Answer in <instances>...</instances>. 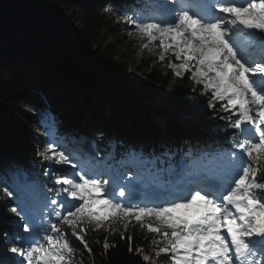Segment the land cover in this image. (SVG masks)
<instances>
[{
    "label": "snow or ice",
    "instance_id": "1",
    "mask_svg": "<svg viewBox=\"0 0 264 264\" xmlns=\"http://www.w3.org/2000/svg\"><path fill=\"white\" fill-rule=\"evenodd\" d=\"M128 22L147 38L143 47L159 42L160 61L168 53L181 61L170 63L175 76L190 73L202 94L211 91L213 101H226L220 107L237 117L232 127L242 137L239 153L210 166L169 169L175 179L151 185L154 198L147 202H133L136 181L113 177L109 185L95 166L59 176L56 194L62 199L48 208L55 222L43 218L47 205L35 214L22 208L27 235L13 237L8 251L21 258L19 264H72L75 249L65 227L91 253L89 228L112 234L117 225L127 230L134 221L158 237L150 241L158 246L155 255H168L172 264H264V182L257 180L264 171V0H146ZM45 156L71 163L55 139ZM125 188L128 199L121 202ZM103 247L107 252L115 245ZM150 259L143 256L146 264Z\"/></svg>",
    "mask_w": 264,
    "mask_h": 264
},
{
    "label": "trees",
    "instance_id": "2",
    "mask_svg": "<svg viewBox=\"0 0 264 264\" xmlns=\"http://www.w3.org/2000/svg\"><path fill=\"white\" fill-rule=\"evenodd\" d=\"M114 1L116 4L125 3L123 0ZM107 2L108 0H0V165L15 163L27 167V160L20 148L31 153L37 152L35 138L29 133L35 118L22 106L30 104L36 110L45 112L46 100L40 90L48 95L49 100L55 98L52 103L53 111L59 117L58 125L62 130H72L87 115H97L101 121L97 125L100 132L117 129L136 146L151 145L148 139L157 133L154 113L159 108L151 103L150 96L138 93L136 79L129 73L130 63L127 57L122 59L124 55L121 46L110 42L107 32L116 31L112 28L115 25V13L107 10L102 12ZM62 5L77 8L82 22L79 33L67 43H61L47 35L46 27L40 22L45 12L58 14ZM116 35L113 34L119 41L120 36ZM133 62L136 63L137 58ZM141 63H144V69L150 67V72L145 73L150 83L167 87L174 82L173 101L186 106L192 104L186 98V92L193 84L189 75L178 78L168 66H151L147 58H142ZM62 86L70 91L69 94L60 92ZM94 88H98L102 98L119 107L120 111L108 113L104 109H98L89 113L90 93ZM152 91L156 90L153 88ZM73 94H77L78 98H73ZM215 102L216 108L210 110L202 101L198 102L203 112L209 115L199 121V131L191 129L185 135L180 128V121L174 119V138L180 140L183 136H188L195 142L201 139L200 144L206 146L215 141L222 143L230 138L232 131L228 127L229 121L218 101ZM140 124L144 128L138 135H134ZM223 124L227 126L225 132L222 131ZM207 132H211V138L206 136ZM12 134L16 135L18 143L10 137ZM157 137L158 134L156 140H159ZM259 177L264 180V171ZM0 192H3L1 183ZM65 229L77 260L84 264H146L137 249L139 244L148 248L155 237L142 230L134 221L127 230H115L112 234L105 229L92 231L89 228L86 234L92 250L89 253L71 236L70 230L67 227ZM121 234L125 239H121ZM128 236L132 237L131 243ZM106 239L110 246L115 245L107 252L103 247Z\"/></svg>",
    "mask_w": 264,
    "mask_h": 264
},
{
    "label": "rangeland",
    "instance_id": "3",
    "mask_svg": "<svg viewBox=\"0 0 264 264\" xmlns=\"http://www.w3.org/2000/svg\"><path fill=\"white\" fill-rule=\"evenodd\" d=\"M138 10V9H136ZM41 24L43 26L46 27V33L47 35H49L50 37L55 38L56 40L60 41L61 43H67V41L75 36L76 34L79 33L81 27H82V22L80 20V14L78 12V9L73 7V6H65L62 5L60 7V10L58 12V14H54L51 12H45L41 18ZM116 25H114L112 28L116 29V31H109L108 34H110V42L113 43L114 45H120L121 46V50L124 56H122V59L124 57H127L130 66L132 67L130 73L134 74L137 77V82H138V86H139V92L140 94H144L146 96H150L151 100H153V102L156 104H163L164 106L169 107V101H171L170 105L171 106H175L173 105V100H172V93H171V89L173 88L174 82H171L166 88L161 87V86H157L153 83H150L149 80L146 78V75L144 73L145 69H144V63H141V57L143 56H148V55H162L164 54L162 49L157 45V46H152L149 45L148 48L143 47V45L145 43H147V39L144 40V38H141L138 33L135 30L134 25L130 24L128 22V19H116ZM118 29V30H117ZM119 34L120 37L119 41H117V38L115 36H113V34L116 35ZM117 36V35H116ZM154 55V56H156ZM172 54L168 53L165 55V58H171ZM137 58V62H133V60ZM162 65L161 67L165 66L168 62L170 63H175L172 60H168V61H161ZM175 64H179V63H175ZM136 67H138V69L135 71ZM185 73H183L184 75ZM156 89L158 91L157 94H155L154 91H151V89ZM160 93V94H159ZM203 90L201 92H199V94L197 95L198 98H201L203 96H205V94H202ZM159 94V95H158ZM161 95V96H160ZM159 96L161 97V99L163 100L164 98L168 97V103H164L162 100L158 101ZM205 106L209 107V103L207 102L205 104ZM22 108H24L26 111H30L34 114L35 117L40 118L38 114H36L32 108V106H30V104H23ZM211 108V107H210ZM194 110L196 112H198L197 108L194 107ZM202 113H199V116ZM52 121L51 118H48V116L44 117V121ZM143 128L142 125H138V128L135 131V135H138V132ZM30 130L35 134V136L38 138L39 144H41L42 142L45 141V135L42 133V131L40 130V128L37 125H33ZM174 133H170L168 135V139L171 140V137L173 136ZM43 138V139H42ZM114 140V139H113ZM49 143V141H46ZM105 146H103L102 148H104ZM232 147H235L236 149L239 148V144H233ZM46 150H44V155L46 153ZM59 150H62L59 148ZM63 151V150H62ZM76 154V153H75ZM96 156L94 159H85L84 161H88V165L91 166V168L93 167V165L95 166L96 169L100 170V166L97 165V162H99L100 157L97 154V151H94V153ZM187 154V153H186ZM65 155H67L65 153ZM68 156V155H67ZM46 157V156H45ZM70 159V157H69ZM49 163H51L56 169L54 170V174H59L61 176L66 175V174H71L76 172L78 169L80 168H84L83 167H78L77 164L71 162L68 165H61V164H55L53 163L51 160H49ZM71 161V159H70ZM90 161V162H89ZM144 163L147 162V160L145 159L143 161ZM73 165H76V167H73ZM86 171L89 170L90 168H84ZM11 175H12V181H25L26 179V175L21 174L20 177H18L20 171H10ZM30 183L28 182V185ZM35 188L36 185H34ZM9 194L7 193V196ZM13 216L9 217L10 219H7L5 217V221L7 222L6 224H9L8 221H11V218ZM4 218L3 215H1L0 213V219ZM18 221V220H17ZM117 227V226H116ZM119 230L124 229L123 226H121L120 228L117 227ZM8 239H10L9 237H11L9 234H7L6 236ZM13 239V238H11ZM159 246H163V245H159ZM157 245H151L149 247V254L153 255L151 256L153 259V264H159L156 260L159 258L155 255V251L157 249ZM147 251L143 250V254L149 256ZM164 255V254H162ZM150 257V256H149ZM170 258V257H169ZM73 264V261H72ZM169 264H172V261L169 262Z\"/></svg>",
    "mask_w": 264,
    "mask_h": 264
},
{
    "label": "bare ground",
    "instance_id": "4",
    "mask_svg": "<svg viewBox=\"0 0 264 264\" xmlns=\"http://www.w3.org/2000/svg\"><path fill=\"white\" fill-rule=\"evenodd\" d=\"M40 173H42V172H40Z\"/></svg>",
    "mask_w": 264,
    "mask_h": 264
}]
</instances>
